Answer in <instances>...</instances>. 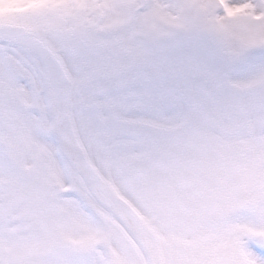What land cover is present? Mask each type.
<instances>
[{"label":"snow or ice","instance_id":"obj_1","mask_svg":"<svg viewBox=\"0 0 264 264\" xmlns=\"http://www.w3.org/2000/svg\"><path fill=\"white\" fill-rule=\"evenodd\" d=\"M0 264H264V0H0Z\"/></svg>","mask_w":264,"mask_h":264}]
</instances>
